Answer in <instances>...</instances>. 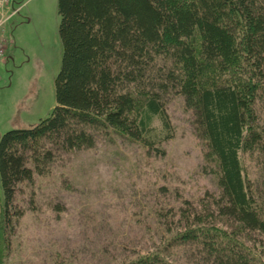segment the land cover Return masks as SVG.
Segmentation results:
<instances>
[{
	"label": "trees",
	"instance_id": "1",
	"mask_svg": "<svg viewBox=\"0 0 264 264\" xmlns=\"http://www.w3.org/2000/svg\"><path fill=\"white\" fill-rule=\"evenodd\" d=\"M58 13L56 105L0 138V264L24 214L21 184L32 187L60 154L100 135L164 153L174 94L200 109L221 192L203 208L185 200L171 210L169 238L123 264H172L186 247L194 264H264V0H58ZM208 71L218 82L205 81ZM244 154L260 158L258 179L246 175Z\"/></svg>",
	"mask_w": 264,
	"mask_h": 264
},
{
	"label": "rangeland",
	"instance_id": "2",
	"mask_svg": "<svg viewBox=\"0 0 264 264\" xmlns=\"http://www.w3.org/2000/svg\"><path fill=\"white\" fill-rule=\"evenodd\" d=\"M13 3L2 41L0 138L51 113L63 54L58 0ZM218 80L206 73L207 83ZM165 107L173 135L160 143L164 153H149L142 143L116 134L100 135L93 147L60 154L49 172L36 175L32 187L21 184L18 201L25 210L4 264H123L169 238L171 210L178 213L185 200L203 208L218 196L219 164L199 107L188 105L181 94L172 95ZM259 159L243 155L251 179L260 177ZM3 206L0 178V219ZM218 220L227 228L237 226ZM186 248L169 257L172 264H194Z\"/></svg>",
	"mask_w": 264,
	"mask_h": 264
},
{
	"label": "built area",
	"instance_id": "3",
	"mask_svg": "<svg viewBox=\"0 0 264 264\" xmlns=\"http://www.w3.org/2000/svg\"><path fill=\"white\" fill-rule=\"evenodd\" d=\"M14 3L13 0H0V63L4 56V45L2 41L6 30V23L14 14Z\"/></svg>",
	"mask_w": 264,
	"mask_h": 264
}]
</instances>
